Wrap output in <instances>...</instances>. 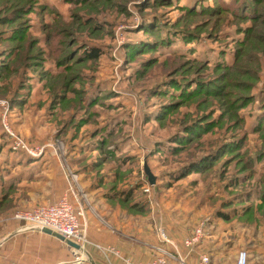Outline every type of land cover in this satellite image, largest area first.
I'll return each mask as SVG.
<instances>
[{"label":"rangeland","instance_id":"rangeland-1","mask_svg":"<svg viewBox=\"0 0 264 264\" xmlns=\"http://www.w3.org/2000/svg\"><path fill=\"white\" fill-rule=\"evenodd\" d=\"M70 192L85 264H264V0H0V264L75 259L14 218Z\"/></svg>","mask_w":264,"mask_h":264},{"label":"built area","instance_id":"built-area-1","mask_svg":"<svg viewBox=\"0 0 264 264\" xmlns=\"http://www.w3.org/2000/svg\"><path fill=\"white\" fill-rule=\"evenodd\" d=\"M15 136L14 133H12ZM16 137V136H15ZM17 142L22 144V140L18 137ZM72 192L64 194L59 200L36 206L32 209H21L16 211L14 218L21 223L20 230H36L43 232V229H51L55 233L70 239L77 243L80 247H70L75 255V259L70 264H85L88 259L86 244L87 239V223L84 222L83 209L77 208L72 198ZM204 236V228L202 226L195 229L191 236L185 239V245L192 247L196 245ZM98 248L105 252L114 254L120 264H190L178 253L159 248L161 254L150 260L149 262L133 261L120 253L113 246L97 245ZM249 252L241 249L236 258L235 264H249ZM210 257L207 253L200 256L198 264H209Z\"/></svg>","mask_w":264,"mask_h":264},{"label":"water","instance_id":"water-1","mask_svg":"<svg viewBox=\"0 0 264 264\" xmlns=\"http://www.w3.org/2000/svg\"><path fill=\"white\" fill-rule=\"evenodd\" d=\"M147 173L149 174V177H150V182L151 183H154L155 179L153 177V175L149 172L148 168H147ZM43 232L44 233H47V234H50V235H53L59 239H61L62 241H64L67 245H69L70 247H73V248H79L80 246L75 243L74 241L70 240V239H67L65 237H63L62 235L58 234V233H55L54 231H52L51 229H43Z\"/></svg>","mask_w":264,"mask_h":264},{"label":"crops","instance_id":"crops-1","mask_svg":"<svg viewBox=\"0 0 264 264\" xmlns=\"http://www.w3.org/2000/svg\"><path fill=\"white\" fill-rule=\"evenodd\" d=\"M64 194H66V193H63V194H61L59 197H57L56 199H54L53 200V202H55V201H57V200H59ZM46 202V201H45ZM47 203H52V202H48L47 201ZM46 204V203H45ZM38 206V205H37ZM36 207V206H35ZM77 208H80V206H78ZM42 233H44V232H42ZM102 233L104 234V236H102V237H100V239H104V240H106V241H111L112 240V238L114 239L113 241H115V242H117V241H119V237L118 236H109L110 234L109 233H107V230H105V231H102ZM101 233V234H102ZM47 234V233H46ZM109 234V235H108ZM48 235H50V234H48ZM50 236H53V235H50ZM53 237H55V236H53ZM55 238H57V237H55ZM58 239V238H57ZM61 242H63V243H65L64 241H62L61 239H59ZM66 244V243H65ZM67 245V244H66ZM68 246V248H70L69 247V245H67ZM168 251H170V252H176V251H173V250H168ZM139 261H141V260H139ZM142 262H145V261H142ZM148 262V261H147Z\"/></svg>","mask_w":264,"mask_h":264},{"label":"trees","instance_id":"trees-1","mask_svg":"<svg viewBox=\"0 0 264 264\" xmlns=\"http://www.w3.org/2000/svg\"><path fill=\"white\" fill-rule=\"evenodd\" d=\"M97 56H98V51L97 50H94L93 53L90 54V57H97ZM43 204H45V203H42V204H39V205H43ZM46 204H47V202H46Z\"/></svg>","mask_w":264,"mask_h":264}]
</instances>
